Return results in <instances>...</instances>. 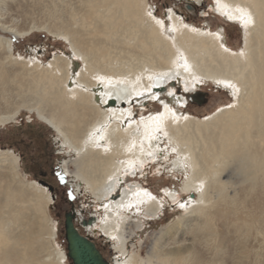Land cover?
I'll return each mask as SVG.
<instances>
[{"label": "bare ground", "instance_id": "6f19581e", "mask_svg": "<svg viewBox=\"0 0 264 264\" xmlns=\"http://www.w3.org/2000/svg\"><path fill=\"white\" fill-rule=\"evenodd\" d=\"M50 1L0 0V30L21 37L46 29L70 42L83 67L75 74L79 64L59 54L47 65L39 58L23 62L15 56L13 38L0 32V100H18L14 110H0V125L17 119L22 108L34 109L74 151L63 176L74 174L101 206V216L84 228L110 239L128 258L112 264H264L262 252L248 244L251 233L263 234L256 225L264 214L252 219L255 210L246 204L256 191L264 192V0H219V5L214 0L215 14L227 22L241 23L237 6L252 16V24H240L243 45L238 50L229 46L224 29L198 27L173 8L162 18L150 0H77L66 14L58 8L65 0ZM34 6L45 10L49 26L19 25L33 16ZM208 80L231 81L239 92L234 96L230 89L233 107L196 117L185 109L188 97ZM156 83L160 86L150 87ZM169 89L175 95L169 96ZM141 91L144 95H137ZM147 103L162 108L160 132L157 122L148 119L157 114L143 113V121L134 114ZM146 134L159 139L149 141ZM164 141L176 149L173 167L187 174L183 190L196 192L198 199L183 203V195L165 190L174 204L191 207L171 231L162 229L153 238L142 258L128 244L144 227L143 219L159 216L164 205L131 177L159 160ZM53 200L45 187L26 180L13 150L0 149V264H67L47 212ZM234 240L237 254L227 261L226 248Z\"/></svg>", "mask_w": 264, "mask_h": 264}, {"label": "rangeland", "instance_id": "374dc122", "mask_svg": "<svg viewBox=\"0 0 264 264\" xmlns=\"http://www.w3.org/2000/svg\"><path fill=\"white\" fill-rule=\"evenodd\" d=\"M65 1H60L58 3V8L60 12L66 14V12H69L71 8L76 6L77 0H70L72 4L69 0ZM49 2L51 3L50 0H48V3ZM150 3L153 7L157 8V14L160 17L162 16V18H165V13L168 9L173 8L176 13L180 14L186 21L198 27L209 26L212 30L224 29L228 44L232 49L238 50L243 45V34L240 29L241 23L237 21H235V23L227 22L223 18L217 16L212 7L215 4L214 0H201L200 3L195 0H150ZM29 4L33 5V2L29 1ZM67 5L70 7H67ZM32 9H34L33 16L29 18L27 22H25L26 20L22 21L19 24L20 26H31V24L50 25V19L44 15L45 10L42 9V7L34 6ZM35 12L37 14H35ZM0 32L3 33V36H6V38L9 36L13 38L15 56L17 58H23V62L31 60L36 61V59L39 58V60L43 61V64L47 65L55 55L59 54L67 55L75 59L79 64L74 65L75 74L83 67L82 61L74 57L70 42L61 36L50 34L46 29H34L33 34L21 37H13L3 32V30H0ZM208 81L209 83H206L208 85L200 86V88L197 89L198 95L196 92L188 97L190 103L185 109L196 117L202 118L212 113L214 114L225 108L232 101L229 88L218 89L217 85H215L217 82H213L212 80ZM228 89L229 91L227 92ZM162 95H164L163 92ZM6 98L9 99L10 95H7ZM157 104L151 105L147 103L145 106L143 105L144 107H141L139 111L135 108L134 114L136 118L140 119L143 117V113H145L146 116L161 113L162 108ZM17 106L18 100L15 102H6L3 99L0 100L1 111H11ZM136 111H138V113ZM0 149L13 150L21 159V172L26 177V180L36 181L51 193L54 200L47 208V212L57 228L55 245L64 251L66 255L68 251L65 238V217L68 213L74 211V223L76 228L82 235L89 237L96 244L109 264L114 263L117 259L122 262L128 259L123 256L121 252L117 251L110 239L103 235L101 236V233L97 231H89L84 228L86 226L85 223L101 216L99 211L101 206L97 203V200L94 199L92 193L85 184L79 185L81 180L74 174L63 176V174L65 175V163L71 162L75 159L76 155L71 148L64 144V140L60 135L39 119L36 110L22 108L17 119L9 124L0 125ZM162 149L163 155L160 156L158 158L159 160L155 163H150L149 169L145 172L147 173L146 176H143L145 173L139 170V172L131 177V180H134L133 182H140L145 187L151 189L158 199L162 200L164 205L161 207V209L164 208V211H161L159 216L151 220L143 219L144 227L140 228V232L138 231L139 233L133 236L128 244L129 251H136L142 258L146 257L153 238L158 236L162 229H170L171 231L173 226L187 215L186 213L191 207V204L184 208H181L179 203L174 204L175 201L173 202L166 198L164 193L165 190L171 189L172 192L183 195V197L179 199L183 200V203H185V201L191 203V199H198V194L196 192H186L183 190L187 174H185L184 170L178 171L173 167L174 159L177 158V153L171 150V146L167 144V141L162 142ZM165 157H167V159H165ZM70 170L74 171L72 165H70ZM61 177H63V179H61ZM49 187L52 189L50 190ZM79 189H81V193L78 191ZM256 192L259 193H254L249 196L246 203L255 210L251 213L252 219L261 217V215L264 214V192ZM256 226H258L259 232H263V234H258L257 231L253 234L251 233L249 236V238H251H248V244L259 253L262 252L260 257L263 261L264 247L261 245L262 240L260 239L264 238V221ZM231 246L234 249H232ZM237 247L238 242H236V240H234L233 244H229V247L226 248L228 250H226L227 254L226 256L224 255L225 260H232V257L237 254V250L235 249ZM230 250L232 252H230ZM253 254L251 255V259H254ZM67 264H73L68 257Z\"/></svg>", "mask_w": 264, "mask_h": 264}, {"label": "water", "instance_id": "95a60500", "mask_svg": "<svg viewBox=\"0 0 264 264\" xmlns=\"http://www.w3.org/2000/svg\"><path fill=\"white\" fill-rule=\"evenodd\" d=\"M51 190L52 188L49 187ZM75 212L65 217V238L67 242L68 258L73 264H109L103 257L96 244L82 235L74 224Z\"/></svg>", "mask_w": 264, "mask_h": 264}, {"label": "snow or ice", "instance_id": "6c2138e0", "mask_svg": "<svg viewBox=\"0 0 264 264\" xmlns=\"http://www.w3.org/2000/svg\"><path fill=\"white\" fill-rule=\"evenodd\" d=\"M216 2H217V4L219 5V0H216ZM235 10H236V12H238V13L240 14L239 18H240V20H241V23H242L245 27H247L248 25H250V24L253 23L252 16H251V14L247 11V9L237 6ZM148 15H149V16H152V10H151V8H150L149 11H148ZM154 18H155V17H154ZM169 18H170V17H169ZM228 18H229V19H232L233 17L230 15ZM157 23L161 24V26L163 27V21H162V20H157ZM185 27H188V26L185 25ZM193 30H195V29H193ZM225 50L227 51V49H225ZM240 54L243 55L244 53L241 52ZM183 67L185 68V70H188L189 65L187 64V62H185V63L183 64ZM99 79L101 80V82H103V79H104V78H103V77H100ZM149 79L151 80L152 77H149ZM217 84H222V85H224V87L231 89V90H232V94H233L234 96L239 92V89H238V88L236 87V85L233 84L231 81H227V80H218V81H217ZM159 86H160L159 83H156V84L150 85V87H159ZM187 90H188V89H187V87H186V88H185V91H187ZM137 95H139V96H143V95H144V92L141 91V92L137 93ZM150 95H151V98H153V99H158V94H150ZM168 95H169V96H173V95H175L174 90H173V89H169V90H168ZM178 102H179V101H178ZM228 107L231 108V107H233V105H232V104H228ZM164 108H165L168 112H171V113H172V116H173L174 119H178V118H179V117L176 116L175 112H173V110H172L171 108H169V106H168L167 104H164ZM129 115H131V113H129ZM184 118L186 119L187 117H184ZM148 119H149V120H155V121L157 122V124H156V129H155L156 132H160V131H162L163 113L157 114L155 117H148ZM143 120H144V117H141V121H143ZM165 134H166V133H165ZM146 139H148L149 141H151L152 139H157V140H158V139H159V136H152V135H148V134H146ZM134 146H135V145H133V147H134ZM141 151H143V142H141ZM172 151H176V149L173 148ZM148 155H149V156H152L153 153H152V152H148ZM165 159H167V157H165ZM131 166H132V164H131V162H130V167H131ZM61 179H63V177H61ZM202 187H203V185L201 184V188H202ZM143 194H144L145 196H148L150 199H155L154 196H152L150 193H148V192H146V191H145ZM136 195L139 196V195H140V192L138 191V192L136 193ZM129 207H131V205H129ZM180 207H181V208H184L185 205H184L183 203H181V204H180ZM113 239H115V237H113Z\"/></svg>", "mask_w": 264, "mask_h": 264}]
</instances>
